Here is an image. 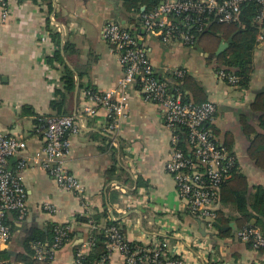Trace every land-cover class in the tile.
Masks as SVG:
<instances>
[{"label":"crops","instance_id":"crops-1","mask_svg":"<svg viewBox=\"0 0 264 264\" xmlns=\"http://www.w3.org/2000/svg\"><path fill=\"white\" fill-rule=\"evenodd\" d=\"M50 1L52 9L48 0H6L5 21L0 9V134L24 137L26 154L32 157L43 148L42 138L33 131L36 116L58 115L51 105L55 91L62 88L61 74L45 63V57L56 48L49 37L42 44L37 38L48 20L59 33L61 45H70L62 56L74 73L75 88L60 99V105L63 114L74 118L78 131L68 137L66 168L82 186L89 212L107 210L129 243L146 246L154 239L166 240L169 253L185 264H264V252L252 250L237 238L240 228L236 219L240 216L233 205H219L229 219L225 229L231 231L226 236L211 233L184 211L174 181L165 171L169 133L161 109L144 101L136 85L130 90L128 114L116 142L106 131L107 111L96 108L92 115L86 112V88L110 91L123 73L117 54L102 40L101 29L113 21L135 30L136 15L127 11L124 0ZM144 41L158 72L182 68L204 88L207 100L216 106L212 127L217 139L230 144L251 193L255 186L264 188V171L247 154L254 138L250 129L262 132L261 112L254 111L252 105L256 93L264 88V39L253 52L248 88L223 81L213 58L197 46L163 45L153 37ZM22 182L28 216L21 223L9 217L11 238L1 253L11 262L23 253L25 242L35 233H47L52 225L63 224L81 211L82 200L61 190L40 168L25 170ZM44 204L54 211H46ZM106 222L101 219L98 225L104 227ZM84 233V226H74L75 240ZM122 261L120 253L111 254V264ZM54 264H73V247L57 252Z\"/></svg>","mask_w":264,"mask_h":264},{"label":"built area","instance_id":"built-area-1","mask_svg":"<svg viewBox=\"0 0 264 264\" xmlns=\"http://www.w3.org/2000/svg\"><path fill=\"white\" fill-rule=\"evenodd\" d=\"M244 3L258 5L256 20L262 23L264 0H163L155 10L142 11V34L108 21L102 26L101 38L117 54L123 73L116 87L110 91H85L86 112L92 115L96 108L107 111L109 122L106 131L115 142L128 114L130 90L133 86L138 87L144 101L161 109L162 122L169 133L165 171L174 181L176 195L184 211L201 222L211 233L216 232L220 188L229 179L236 156L234 153L230 154L219 142L213 130L215 104L208 100L195 104L185 99L181 87H168L159 78L160 74H167L181 81L188 76L187 71L171 68L158 72L152 66L145 44L142 43L153 37L163 45L191 44L193 36L172 23L169 16L183 17L186 26L191 21V13H196L199 17L213 14L220 23H237ZM0 9L2 20L5 21L8 15L6 0H0ZM263 36L262 29L257 37L258 43L263 41ZM47 37L49 34L44 28L37 38L42 44ZM49 70L46 66V71ZM217 74L223 81L236 86L235 76L224 72ZM38 121H44V124H35L33 131L42 138L43 148L32 157L26 154L27 142L24 137L0 134V264H11L1 254L11 238L7 220L13 216L15 221L21 223L28 216L27 197L22 182L25 170L40 168L45 171L61 190L72 192L82 200L81 211L76 215H91L82 186L66 168V157L70 150L68 137L78 131L74 118L52 115L45 119L41 117ZM11 160L14 161L12 164ZM43 208L48 212L54 211L49 204H44ZM76 215L63 224L52 226L51 243H31L33 259L54 264L57 252L76 246L73 264H84V258L94 247L92 234L104 231L108 239L107 254L97 264H111L110 256L113 252L120 253L122 264H185L183 259L169 253L166 240L154 239L146 246H132V243L126 241L119 226L101 227L91 219L81 224L76 221ZM108 220L115 222L112 215ZM75 225L85 227V233L79 240L72 237ZM236 236L244 243L250 242L254 250L264 248V236L256 228L245 226L237 231Z\"/></svg>","mask_w":264,"mask_h":264},{"label":"trees","instance_id":"trees-1","mask_svg":"<svg viewBox=\"0 0 264 264\" xmlns=\"http://www.w3.org/2000/svg\"><path fill=\"white\" fill-rule=\"evenodd\" d=\"M48 1L52 9L51 1ZM162 1L163 0H124L127 11H130L133 13V15H136V18L134 19L136 23V32L142 34L144 30L141 19V8L143 7L144 11L146 12L153 11L162 3ZM258 14V5L254 3H244L241 6L237 23H220L213 14L208 17H199L196 13H191V21L188 26H186L187 24L183 17L171 15L169 16V20H171L172 23H174L180 29L193 36L192 43L186 44L183 47L193 48L197 46L199 50L208 53L209 56L213 58L217 73L224 72L226 75L235 76L237 78L236 86L239 88H248L251 74L253 72L252 59L254 49L258 43L257 37L261 33V30L264 29V21L262 23H258L256 20ZM45 29L56 48V50L53 51L51 55L45 57V63L51 69L59 70L61 74L60 80L62 83V88L55 91V100L52 102L51 107L53 110L57 111L59 116H66V114L62 113L60 99L65 97L67 93L73 92L75 88V76L73 71L65 65L62 51L67 52V50L70 48V45L65 43L61 45L59 33L55 31L48 20L45 23ZM222 41L227 42L228 47L221 54L216 56L215 52ZM210 59L211 58H209L208 61H211ZM159 78L165 81L168 84V87H181L184 91L186 100L192 101L195 104H202L207 101L204 88L192 77L187 76L185 79L180 81L167 74H160ZM88 89L95 91L91 87L86 88V90ZM252 109H254V111L261 112V116L259 118V127L262 132L257 133L258 131L255 132L252 128L250 129L251 134L254 135V138L252 141H250L247 154L249 158L255 163V165L264 171V88L256 93ZM41 117L43 119L46 118L45 116H36V124H44V121H38V119ZM223 145L227 148L230 154H233L229 143L224 142ZM11 162L14 161L11 160ZM112 171L113 170L110 171V174ZM220 203L221 205L231 204L236 208V211L240 216L238 219H236L240 229L245 226H251L256 228L261 233V235L264 236V188L260 185L255 186L254 192L251 193L246 177L243 176L239 171L237 159L235 160L229 179L220 188ZM216 214L217 219L215 231L219 236L228 235L231 229L225 228L229 224V219L224 217L220 209L217 210ZM88 219H91L96 224H98L101 219H105L107 221L106 227L117 225V222L108 220L107 210L101 213H93L89 217L76 215V221L78 223H86ZM251 221H253V224L248 225V223ZM7 224L11 229L12 223L7 220ZM52 226L48 229L47 233L39 231L31 236L24 244L23 253L16 254L13 262L10 261L11 264H46L37 262L35 259H33L31 243H51ZM72 237H75V234H72ZM92 239L94 242V247L84 258V264H97L102 259V257L107 254L106 244L108 239L104 231L93 233ZM246 244L253 250L250 242H247ZM131 245L134 246L139 244L132 243ZM75 248L76 246L73 247V252L75 251ZM256 251L264 252V248L258 249Z\"/></svg>","mask_w":264,"mask_h":264},{"label":"water","instance_id":"water-1","mask_svg":"<svg viewBox=\"0 0 264 264\" xmlns=\"http://www.w3.org/2000/svg\"><path fill=\"white\" fill-rule=\"evenodd\" d=\"M143 10H144V8L142 7V8H141V11H143ZM227 47H228V44L222 42V43L219 45L217 51L215 52V55L218 56V55L221 54V53H222ZM81 237H82V236L80 235V238H81Z\"/></svg>","mask_w":264,"mask_h":264}]
</instances>
